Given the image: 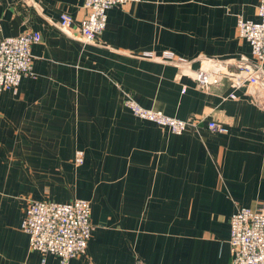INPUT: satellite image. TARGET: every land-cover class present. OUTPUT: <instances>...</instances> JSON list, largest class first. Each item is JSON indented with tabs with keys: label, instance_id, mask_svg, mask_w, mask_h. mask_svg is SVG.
<instances>
[{
	"label": "crops",
	"instance_id": "obj_1",
	"mask_svg": "<svg viewBox=\"0 0 264 264\" xmlns=\"http://www.w3.org/2000/svg\"><path fill=\"white\" fill-rule=\"evenodd\" d=\"M84 3L0 0V39L42 34L34 74L0 92V264H63L30 248L22 222L33 200L78 198L91 202L94 230L68 264H230L232 214L264 203V108L249 88L236 99L229 83L206 92L144 53L250 56L237 19L258 20L259 0L116 5L94 43L77 37ZM64 13L74 19L67 33L57 26ZM128 96L205 120L177 134L135 115Z\"/></svg>",
	"mask_w": 264,
	"mask_h": 264
},
{
	"label": "built area",
	"instance_id": "obj_2",
	"mask_svg": "<svg viewBox=\"0 0 264 264\" xmlns=\"http://www.w3.org/2000/svg\"><path fill=\"white\" fill-rule=\"evenodd\" d=\"M138 1L141 0H85L87 13L80 22V35L77 37L84 42H97L107 26L110 8ZM257 13L258 20L246 19L242 15L237 19L239 35L251 46L250 56L223 58L201 55L189 59L171 50L158 55L148 51L144 56L176 66L179 77H191L197 87L206 92H213L229 83L232 89L229 97L236 99V91L249 88L254 101L264 108V0H259ZM73 20L71 15L64 13L57 26L67 33ZM41 40V32L35 30L0 39V92L18 87L23 77L34 74L32 46ZM195 61H198L197 67H194ZM125 102L138 117L154 121L177 134L196 129L205 120V117L176 118L163 111L146 108L130 96ZM208 127L222 133L228 131L217 120L208 121ZM75 161L83 163V151H77ZM91 212V202L87 199L78 198L70 202L33 200L26 207L22 228L29 234L31 249L44 255L54 254L63 264H68L70 259L87 252L94 230ZM230 245V264H264V203L236 209L231 217Z\"/></svg>",
	"mask_w": 264,
	"mask_h": 264
}]
</instances>
